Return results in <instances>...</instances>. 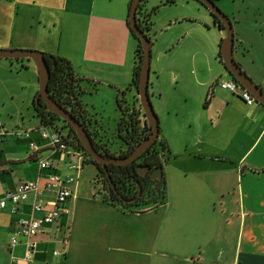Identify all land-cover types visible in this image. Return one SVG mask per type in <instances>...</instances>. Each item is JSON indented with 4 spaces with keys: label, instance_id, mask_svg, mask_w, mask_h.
I'll return each instance as SVG.
<instances>
[{
    "label": "crops",
    "instance_id": "crops-1",
    "mask_svg": "<svg viewBox=\"0 0 264 264\" xmlns=\"http://www.w3.org/2000/svg\"><path fill=\"white\" fill-rule=\"evenodd\" d=\"M214 1L233 23L235 60L264 89V0ZM131 2L0 0V49L66 57L83 88L96 85L118 106L122 95L131 106H142L138 90L130 85L140 44L128 24ZM149 2L144 1L145 8L157 11L159 6L154 2L149 8ZM174 3L194 10L177 17L196 23L192 29L199 48L187 62L167 59L164 53L151 56L149 91L159 139L166 144L160 158L167 192L158 205L126 208L108 200L104 184L96 180L99 170L94 188L84 184L91 159L77 171L71 167L81 162L75 148L62 153L42 137L45 127L61 126L46 125L34 108L40 90L36 62L29 58L33 64L18 66L13 58H0V71L9 73L11 106L6 113L0 97V192L24 181L44 187L50 172L76 177L67 203L70 213L32 237L36 247L29 260L26 239L12 247L11 236L20 220L42 217L34 205L56 199V191L32 193L16 212L10 205L0 210V264H264V105L249 104L218 85L233 76L220 57L227 33L211 9L198 0ZM206 31L212 37L206 38ZM94 134L112 152L100 133ZM32 141L39 145L37 151ZM41 159L52 168L41 169Z\"/></svg>",
    "mask_w": 264,
    "mask_h": 264
},
{
    "label": "trees",
    "instance_id": "trees-1",
    "mask_svg": "<svg viewBox=\"0 0 264 264\" xmlns=\"http://www.w3.org/2000/svg\"><path fill=\"white\" fill-rule=\"evenodd\" d=\"M144 1L139 5L137 18L139 26L147 32L150 29V20L155 8L148 11L144 6ZM199 1V0H198ZM168 3H174L175 0H167ZM201 2V1H200ZM202 3V2H201ZM205 5L204 3H202ZM206 6V5H205ZM131 7V4H130ZM207 7V6H206ZM213 13V12H212ZM216 22L219 27L224 29V23L213 13ZM129 24V20H128ZM130 26V25H129ZM131 29V27H130ZM133 35L139 39L137 34L131 29ZM147 34V33H146ZM148 35V34H147ZM152 40V38L148 35ZM141 41L136 51L137 63L135 68L134 79L131 86H134L137 90L139 88L140 70L142 66V55L143 50ZM44 56L50 66L51 76L49 79L48 89L50 95L54 97L60 104L70 110L86 127L90 135L92 136L96 147L99 151L106 156H127L133 149L143 140L148 138L150 135V127L146 118H141V113L144 117L146 114L141 109L135 108L130 104L124 96L119 99V107L122 110V117L118 123L117 133L121 140L128 146L126 152H122L120 155H116L110 150H107L103 145L99 144L95 138L94 132L89 129L88 115L84 108L82 96L84 94V88L81 85V78L76 73L75 67L72 61L66 57L44 52ZM220 57L222 58V51L220 50ZM240 65V64H239ZM241 66V65H240ZM236 79L235 77H233ZM237 80V79H236ZM238 81V80H237ZM239 82V81H238ZM240 83V82H239ZM264 90V89H263ZM33 105L38 115L46 125L61 126L67 133L68 144L78 150H84L90 155L91 162L95 164L103 175V184L106 189V198L114 203L121 204L126 208L141 205V200L148 193L152 194L156 198V204L163 203L166 198L167 185L165 176L161 178H152L150 176L140 175L137 166L141 164L144 157L147 156L148 160L151 161L152 166H163L160 158V152L166 148L164 141L158 138L156 143L137 160L132 161L125 165H117L114 163L102 164L97 162L89 153V151L83 146L82 141L79 138L75 128L59 114L48 109L43 96L38 92L33 100Z\"/></svg>",
    "mask_w": 264,
    "mask_h": 264
},
{
    "label": "water",
    "instance_id": "water-1",
    "mask_svg": "<svg viewBox=\"0 0 264 264\" xmlns=\"http://www.w3.org/2000/svg\"><path fill=\"white\" fill-rule=\"evenodd\" d=\"M143 0H132L130 12H129V25L131 29L140 38L143 47L142 66L140 70L139 79V96L146 114L148 125L150 127L148 138L140 142L133 151L127 156H111L108 157L98 150L96 144L84 126V124L73 113L60 104L54 97L50 95L48 85L51 76L50 66L44 56V52L31 49H0V58H31L36 62L38 73L40 90L45 103L49 110L59 114L63 119L67 120L76 130L79 135L83 146L89 151L91 156L99 163L107 164L114 163L117 165H125L132 161L137 160L140 156H143L158 140L160 136V124L158 114L155 111L154 104L151 99L149 91L150 86V73H151V47L152 40L148 37L146 32L139 26L137 12L139 5ZM204 3L211 11L224 23V29L227 36L224 39L221 51L223 61L228 68L229 72L235 77L246 89H248L256 100L264 105V90L242 69L238 62L234 58V43L235 34L233 23L229 16L221 10L214 0H199ZM137 169L142 176H146L152 169L149 164H139ZM163 166H156L151 172V177L161 178L163 177Z\"/></svg>",
    "mask_w": 264,
    "mask_h": 264
},
{
    "label": "rangeland",
    "instance_id": "rangeland-1",
    "mask_svg": "<svg viewBox=\"0 0 264 264\" xmlns=\"http://www.w3.org/2000/svg\"><path fill=\"white\" fill-rule=\"evenodd\" d=\"M163 1L164 0H150L148 4L149 8L155 7L152 4L154 2L156 6H159L158 10L153 13L150 29L146 32L152 38V41H154V45L152 46V58L164 53L167 59L184 60L187 62L199 48L196 46L198 33L192 29L193 26L197 25L188 19L184 20V18H178L177 16L181 17L183 15H188L194 10L189 5L184 6L180 3L164 4ZM188 29L190 30L189 32H191L189 37V34H186ZM206 32V38L212 37L211 33H209L210 31ZM141 50H143V47ZM141 55L143 56V51ZM13 59L18 66L22 63L28 64L29 62H33L29 58ZM4 60H6L4 62L10 64V59ZM188 69L189 66L185 63V70L187 71ZM25 72H27L25 74H32L31 71L28 70ZM7 74H9L8 71L7 73H4L3 70L0 71V97L1 101L6 102L4 107L6 113L10 112L11 109L10 82ZM155 81L156 75L152 74L151 82ZM83 85L85 89L83 94V106L87 109L89 128L94 132L97 131L100 133V139L108 143L113 153H119L121 151L120 149L126 146L117 133L118 123L122 115L121 109L116 101L107 100L108 95L97 90L96 85H91L90 83ZM131 107L130 105L129 108L131 109ZM135 108L139 110L142 106L139 103ZM142 112L144 111L142 110ZM141 118L144 120L146 117L141 113ZM127 150L128 146L124 152ZM97 173V166L91 163L85 168L81 181L91 186V188H94L93 180L97 177ZM96 180L99 184H103V175L100 174V172ZM155 201V196L148 191L141 200V205L138 207L147 208L153 206L156 204Z\"/></svg>",
    "mask_w": 264,
    "mask_h": 264
},
{
    "label": "built area",
    "instance_id": "built-area-1",
    "mask_svg": "<svg viewBox=\"0 0 264 264\" xmlns=\"http://www.w3.org/2000/svg\"><path fill=\"white\" fill-rule=\"evenodd\" d=\"M218 85L223 89L241 95L249 104L257 101L253 94L234 78L220 81ZM25 134L29 136V132H25ZM67 136V133L62 128L45 127L42 132L43 139L47 140L52 148L60 150L62 153H71L72 151L68 144ZM30 145L33 151H37L40 148L34 141ZM74 153L78 155L81 162L74 163L71 167L78 171L82 168V163L91 158L84 150L74 149ZM40 167L41 169H49L52 168V163L49 160L41 159ZM47 180V184L44 187L40 185L39 181H24L12 190L0 192V210L10 205L11 211L16 212L19 209V205L26 201L32 193L41 194L45 189H54L56 191V199L48 201L39 200L34 205V209L43 212V216L20 220L18 227L11 236L10 245L12 247L19 244L22 238L26 239L28 246L26 253L27 260L32 258L36 247V243L32 240V237L40 233L45 224H53L62 214L70 213L67 203L73 196L71 184L76 180V177H64L56 172H50L47 174ZM102 187L97 191V196L102 193Z\"/></svg>",
    "mask_w": 264,
    "mask_h": 264
},
{
    "label": "flooded vegetation",
    "instance_id": "flooded-vegetation-1",
    "mask_svg": "<svg viewBox=\"0 0 264 264\" xmlns=\"http://www.w3.org/2000/svg\"><path fill=\"white\" fill-rule=\"evenodd\" d=\"M141 45H142V44H141ZM147 156H149V155H146V157H144V160L141 162V164H149V165H151V164H150L151 161L148 160ZM151 167H152V169L149 171V173H148L146 176H150V177H151V172H152L153 168H155L156 166H152V165H151Z\"/></svg>",
    "mask_w": 264,
    "mask_h": 264
}]
</instances>
